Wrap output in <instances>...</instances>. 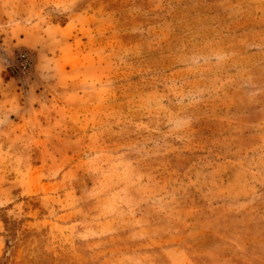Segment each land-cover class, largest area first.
<instances>
[{
    "label": "rangeland",
    "instance_id": "obj_1",
    "mask_svg": "<svg viewBox=\"0 0 264 264\" xmlns=\"http://www.w3.org/2000/svg\"><path fill=\"white\" fill-rule=\"evenodd\" d=\"M0 264H264V0H0Z\"/></svg>",
    "mask_w": 264,
    "mask_h": 264
},
{
    "label": "crops",
    "instance_id": "obj_2",
    "mask_svg": "<svg viewBox=\"0 0 264 264\" xmlns=\"http://www.w3.org/2000/svg\"><path fill=\"white\" fill-rule=\"evenodd\" d=\"M72 26L71 22L65 23L63 26H61V30L67 31Z\"/></svg>",
    "mask_w": 264,
    "mask_h": 264
}]
</instances>
